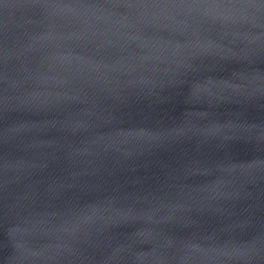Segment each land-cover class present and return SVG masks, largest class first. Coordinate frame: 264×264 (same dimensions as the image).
Wrapping results in <instances>:
<instances>
[{
    "label": "water",
    "instance_id": "95a60500",
    "mask_svg": "<svg viewBox=\"0 0 264 264\" xmlns=\"http://www.w3.org/2000/svg\"><path fill=\"white\" fill-rule=\"evenodd\" d=\"M0 264H264V0H0Z\"/></svg>",
    "mask_w": 264,
    "mask_h": 264
}]
</instances>
